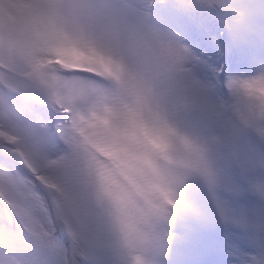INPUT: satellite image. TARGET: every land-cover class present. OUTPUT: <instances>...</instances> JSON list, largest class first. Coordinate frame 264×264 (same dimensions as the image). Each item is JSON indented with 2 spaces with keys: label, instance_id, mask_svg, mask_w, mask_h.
Segmentation results:
<instances>
[{
  "label": "clouds",
  "instance_id": "9594fccd",
  "mask_svg": "<svg viewBox=\"0 0 264 264\" xmlns=\"http://www.w3.org/2000/svg\"><path fill=\"white\" fill-rule=\"evenodd\" d=\"M51 7L61 15L48 16ZM45 45L48 50L37 53L45 71H75L92 87L68 96L25 80L22 104L68 110L72 144L66 167L103 205L113 246L126 264H159L160 239L169 225L149 210L108 154L120 147L111 142L112 133L122 134L121 143L134 134L137 153L147 157L144 175H137L136 182H149L152 203L163 207H168L165 193L178 179L198 177L193 165L198 158L212 157L210 143L177 126L163 102L173 76L182 73L180 67L165 40L119 0H0V58L15 60L21 79L31 70L28 54ZM234 79L244 119L259 124L264 136V69ZM21 111V104L0 100V124L9 127ZM109 171L122 189L106 183Z\"/></svg>",
  "mask_w": 264,
  "mask_h": 264
},
{
  "label": "snow or ice",
  "instance_id": "6c2138e0",
  "mask_svg": "<svg viewBox=\"0 0 264 264\" xmlns=\"http://www.w3.org/2000/svg\"><path fill=\"white\" fill-rule=\"evenodd\" d=\"M210 5L217 7L210 9ZM131 6L139 9L147 19L155 16L176 27V32H170L148 25L165 40L169 54L182 72L188 70L194 59L189 43L193 47L202 44L206 49L204 58L209 59L207 53L217 48L223 50L229 35L240 30L249 10L254 8V5L245 4L243 0H132ZM237 9L240 11H235ZM261 9L264 10V5H261ZM47 15L58 17L61 14L51 7ZM209 32L216 38L211 39ZM189 37L192 39L186 42ZM47 50L45 45L28 54L31 70L24 79L20 78L15 60L0 58V100L10 99L22 106L21 113L10 119L9 127L0 124V264H95L80 246L74 230L82 210L83 181L65 165L72 144L71 129L66 120L68 110L56 111L40 103L22 104L20 100L26 87L25 80L32 81L37 88L54 87L68 96L84 93L92 87L75 71L70 70L65 75L45 71L44 59L37 53ZM196 51H200L199 47ZM120 135L111 134V142L120 144V147L115 153L108 154L115 169L134 185L149 210L158 213L169 228L174 217L191 210L185 198L186 188L206 186L214 200L217 188L222 187L234 194L245 191L243 171H232L229 157H201L193 165L198 177L193 175L187 182L185 178H180L165 193L168 207L153 204L152 185L149 182L139 184L135 179L137 175H144L142 164L147 157L137 153L134 134L128 135L127 143H121ZM44 149L58 153L57 157L47 159L43 155ZM16 162L29 175L17 171L13 166ZM52 166L62 168L70 181L55 180L49 172ZM103 178L111 188L122 189L123 186L111 171ZM41 185L51 193L47 201H50L49 208L53 214H49V208H45V202L41 201L36 191ZM252 191L264 198V184L254 185ZM217 205L220 206L219 201ZM54 223L68 233L66 243L55 242L52 238ZM240 227L245 231L225 233L222 239L209 241V247H218L229 255H236V264H264V240H255L246 224L241 223ZM169 228L160 239L159 264H164L163 258L169 252V241L172 239ZM244 244H255L256 254L247 256L242 251Z\"/></svg>",
  "mask_w": 264,
  "mask_h": 264
},
{
  "label": "rangeland",
  "instance_id": "374dc122",
  "mask_svg": "<svg viewBox=\"0 0 264 264\" xmlns=\"http://www.w3.org/2000/svg\"><path fill=\"white\" fill-rule=\"evenodd\" d=\"M119 2L130 8L142 24L174 32L173 27L160 18L155 16L145 18L139 9L128 4V0ZM245 2L243 0V3ZM263 15L256 7L250 9L240 30L230 34L239 37V40L237 38L241 46L239 53L244 44L250 42L264 44V36L262 37L264 20L261 21ZM230 44L235 45L236 41ZM200 54L204 52L195 54L197 57L193 59L187 71L173 76L165 90L163 102L169 118L182 130L199 138L205 134L213 158L229 157L232 160V171H243L245 191L234 194L222 187L217 188L214 200L206 186L197 189L186 188L185 198L190 203L191 210L181 212L173 218L169 228L172 239L169 241L168 255L163 258L164 264H200L210 237L220 234L219 239H222L225 233L244 232L245 229L240 227L241 223L247 225L248 232L255 240H264V198L252 191L254 185L264 184V136H260L256 122L244 119V105L238 100L234 87V78L251 76L260 71L264 66V58L250 73L232 72L230 79L233 94L237 98L232 99L217 85V76L225 65V52H221L217 60H211V63H205L204 56ZM235 112H238V115L235 120H231L230 117ZM49 151L44 149L43 152ZM50 169L49 172L55 180L65 183L70 181V177L62 168L52 166ZM39 188L46 194L48 200L51 193L44 189L43 185ZM47 200L45 201L49 206L50 201ZM217 201L220 206L217 205ZM60 230L65 231L62 227ZM74 230L79 237L80 246L95 264H126L125 258L113 246L103 205L87 189L82 188V210ZM65 236L68 237L66 231ZM181 239L184 246L182 251L179 250L178 244ZM85 246L90 248V253ZM242 251L249 257L254 256L256 245L244 244ZM208 255L218 257V262L222 264H236L238 260L236 255H229L220 248L218 251L209 252Z\"/></svg>",
  "mask_w": 264,
  "mask_h": 264
},
{
  "label": "trees",
  "instance_id": "16d2710c",
  "mask_svg": "<svg viewBox=\"0 0 264 264\" xmlns=\"http://www.w3.org/2000/svg\"><path fill=\"white\" fill-rule=\"evenodd\" d=\"M214 7H215V5H210V6H209L210 9H213ZM173 28L175 29V31H177V30H176V27L173 26ZM205 31L207 32L208 29L205 28ZM209 37H210L211 39H215V38H216V36H215V35H212L210 32H209ZM186 42H187V41H186ZM189 47L192 48V50H193L194 58L197 57V56H195V54L200 53V52H204V54H200V55L205 57L206 49H205V47H204L202 44H197L196 47H193V44H192V43H189ZM197 47H199V49H200L199 52L196 51V48H197ZM207 54H208V57H209L210 60L215 61V60H217L218 55H219V48H217V49H215V50H212V51L208 52ZM209 59H205V63L209 62ZM201 139H203V140H205V141L208 142V140H206V137H205V134H204V133L202 134ZM43 155H44L47 159H49V160H53V159H55V158L57 157L58 153L53 152V151L50 150V151L47 152V153H46V152H43ZM50 170H51V169H50ZM36 183H37V182H36ZM36 191L38 192V195H40V197H41V201H42V202H45V208H49V206L47 205V203H46V201H45L46 198H45L43 192H41V189H40V188H37ZM49 214H53L50 208H49ZM52 227H53V225H52ZM53 228H54V227H53ZM45 230H46V229H45ZM52 238L54 239L55 242H58V243H61V244L66 243L67 240H68L67 237H66V238H58V237L56 236V234H55L54 231L52 232Z\"/></svg>",
  "mask_w": 264,
  "mask_h": 264
},
{
  "label": "bare ground",
  "instance_id": "6f19581e",
  "mask_svg": "<svg viewBox=\"0 0 264 264\" xmlns=\"http://www.w3.org/2000/svg\"><path fill=\"white\" fill-rule=\"evenodd\" d=\"M249 4L254 5V7L258 8L259 11L262 12V14H264V10L261 9V5H264V0H252V2ZM260 57H264V51H262V53L260 54ZM219 238H220V234H214L210 237V241L215 240V239H219ZM207 246H208V248H207V254L206 255L208 256V258H211L212 256L208 255L209 252L218 251L219 248L218 247H209L208 243H207ZM213 258H216V257H213ZM211 264H213V263H211Z\"/></svg>",
  "mask_w": 264,
  "mask_h": 264
}]
</instances>
